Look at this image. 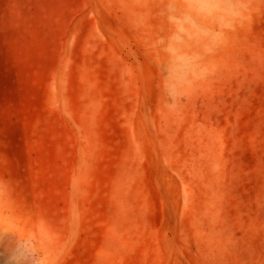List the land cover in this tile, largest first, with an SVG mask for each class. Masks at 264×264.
<instances>
[{
    "label": "rangeland",
    "instance_id": "rangeland-1",
    "mask_svg": "<svg viewBox=\"0 0 264 264\" xmlns=\"http://www.w3.org/2000/svg\"><path fill=\"white\" fill-rule=\"evenodd\" d=\"M134 0H0V224L45 264H264V0L163 108Z\"/></svg>",
    "mask_w": 264,
    "mask_h": 264
},
{
    "label": "clouds",
    "instance_id": "clouds-1",
    "mask_svg": "<svg viewBox=\"0 0 264 264\" xmlns=\"http://www.w3.org/2000/svg\"><path fill=\"white\" fill-rule=\"evenodd\" d=\"M254 0H134L130 25L144 41L163 108L177 112L220 70L219 57L251 20ZM0 264H45L38 239L0 224Z\"/></svg>",
    "mask_w": 264,
    "mask_h": 264
}]
</instances>
